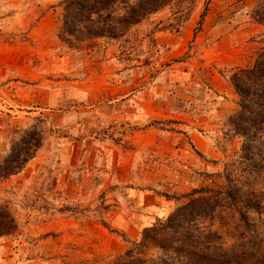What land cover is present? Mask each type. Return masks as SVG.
I'll list each match as a JSON object with an SVG mask.
<instances>
[{"label": "rangeland", "instance_id": "rangeland-1", "mask_svg": "<svg viewBox=\"0 0 264 264\" xmlns=\"http://www.w3.org/2000/svg\"><path fill=\"white\" fill-rule=\"evenodd\" d=\"M61 2L0 0V161L44 136L0 180L19 227L0 264H114L182 195L221 187L242 145L230 78L264 48L258 0H178L84 51L57 35Z\"/></svg>", "mask_w": 264, "mask_h": 264}, {"label": "trees", "instance_id": "trees-1", "mask_svg": "<svg viewBox=\"0 0 264 264\" xmlns=\"http://www.w3.org/2000/svg\"><path fill=\"white\" fill-rule=\"evenodd\" d=\"M176 1L62 0L57 35L71 49L91 50L101 39L122 40ZM253 15L264 23V0H258ZM230 81L239 99L229 126L242 145L225 164L224 184L182 195L187 201L146 227L114 264H264V48L253 66L237 69ZM43 140L39 125L12 140L0 161V180L20 173ZM18 231L16 218L0 199V237Z\"/></svg>", "mask_w": 264, "mask_h": 264}, {"label": "crops", "instance_id": "crops-1", "mask_svg": "<svg viewBox=\"0 0 264 264\" xmlns=\"http://www.w3.org/2000/svg\"><path fill=\"white\" fill-rule=\"evenodd\" d=\"M148 221H149V218L146 219V222H147V223H148Z\"/></svg>", "mask_w": 264, "mask_h": 264}]
</instances>
